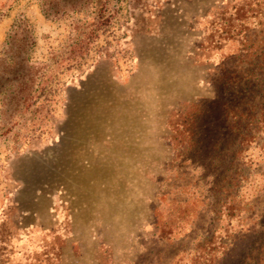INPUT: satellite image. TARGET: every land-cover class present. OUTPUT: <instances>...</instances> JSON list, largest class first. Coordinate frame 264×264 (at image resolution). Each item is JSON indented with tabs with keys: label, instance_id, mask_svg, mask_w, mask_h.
Instances as JSON below:
<instances>
[{
	"label": "rangeland",
	"instance_id": "obj_1",
	"mask_svg": "<svg viewBox=\"0 0 264 264\" xmlns=\"http://www.w3.org/2000/svg\"><path fill=\"white\" fill-rule=\"evenodd\" d=\"M96 1L0 0L56 70L0 105V264H259L264 0H110L81 47Z\"/></svg>",
	"mask_w": 264,
	"mask_h": 264
},
{
	"label": "trees",
	"instance_id": "obj_2",
	"mask_svg": "<svg viewBox=\"0 0 264 264\" xmlns=\"http://www.w3.org/2000/svg\"><path fill=\"white\" fill-rule=\"evenodd\" d=\"M96 2V17L90 30L82 33L83 38H77L76 42L81 47L88 48L97 37V28L109 24L113 16L110 0ZM36 44L31 21L26 16L15 19L7 32L0 56V105L4 117L44 104L48 88L55 79L56 70L51 69L47 61L33 59L31 54ZM258 262H264V256Z\"/></svg>",
	"mask_w": 264,
	"mask_h": 264
}]
</instances>
